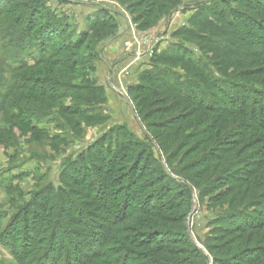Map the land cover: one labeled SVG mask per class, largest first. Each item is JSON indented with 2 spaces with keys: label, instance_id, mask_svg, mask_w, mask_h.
<instances>
[{
  "label": "trees",
  "instance_id": "1",
  "mask_svg": "<svg viewBox=\"0 0 264 264\" xmlns=\"http://www.w3.org/2000/svg\"><path fill=\"white\" fill-rule=\"evenodd\" d=\"M19 2L0 0V62L12 70L0 77L6 89L0 110L14 108L11 115L29 126L45 114L37 104L16 106L8 101L11 93L68 94V83L47 64L55 66L60 61L52 58L78 50L95 25L99 38L118 27L103 9L88 18L89 30L79 36L68 33L70 21L47 0ZM180 2L151 5L167 10ZM212 2L210 13L194 19L199 29L175 35L198 40L208 54L196 56L173 44L154 55V69L144 71L142 82L152 84L130 87L170 172L151 147L126 132L116 140L102 138L83 160L67 163L58 185L50 182L38 192L31 202L41 211L22 215L19 234L20 215L0 229V242L13 249L19 264H264V0ZM153 104L166 106L154 111ZM158 115L165 120L155 121ZM230 179L236 207L218 215L204 252L188 231L193 186L213 195ZM57 226L63 238L55 234Z\"/></svg>",
  "mask_w": 264,
  "mask_h": 264
},
{
  "label": "rangeland",
  "instance_id": "2",
  "mask_svg": "<svg viewBox=\"0 0 264 264\" xmlns=\"http://www.w3.org/2000/svg\"><path fill=\"white\" fill-rule=\"evenodd\" d=\"M14 1L20 5L19 0ZM132 1L135 0H47L57 16L67 17L70 21L72 29L68 33L81 36L84 30H89L88 18L104 10L118 28L99 38L95 25L78 50L50 60L60 61L59 65L55 63L57 66L47 64L46 67L68 83L63 90L68 94H55L50 90L41 97L21 89L18 94L13 92L8 97V101L16 106L34 107L37 104L45 116L31 120L28 126L11 115L14 108L0 110L1 230L20 215L19 224H15V233L19 234L17 230L23 222L22 215L41 211L37 203L31 202L38 192L50 182L58 185L67 163L83 160L90 148L99 146L102 138L116 140L120 132H126L135 143L151 147L153 158L169 171L168 156L139 116L130 87L139 83L151 85L148 79L142 82L144 71L154 69V55L168 50L173 44L186 46L196 56L208 54L200 48L198 40L175 35L183 33L187 27H195L194 19L201 11L210 13L214 0H181L175 8L167 10H161V2L152 6L154 0H144L142 6L132 8L129 7ZM4 51L5 43L0 40V56H5ZM92 53L96 57L90 61L88 55ZM73 61H76L74 65ZM1 62L0 77L8 78L12 70L8 62ZM173 67L175 71H183L180 65ZM4 89L0 87L1 95L6 93ZM2 101L0 96V106ZM165 106L153 104L149 109L156 111ZM164 117L158 115L154 119L164 121ZM175 177L182 180L183 176ZM230 181L220 185L215 194L206 196L202 188L193 186L188 231L193 242L204 252H207L209 239L216 233L214 222L218 215L236 207L232 203L234 192H230L228 186ZM218 196L222 197L221 200H217ZM55 229V234L63 238L60 228ZM0 264H19L13 249L1 242ZM209 264H213L212 260Z\"/></svg>",
  "mask_w": 264,
  "mask_h": 264
}]
</instances>
